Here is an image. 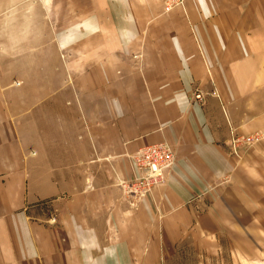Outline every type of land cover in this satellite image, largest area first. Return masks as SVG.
I'll return each instance as SVG.
<instances>
[{
  "label": "crops",
  "instance_id": "1",
  "mask_svg": "<svg viewBox=\"0 0 264 264\" xmlns=\"http://www.w3.org/2000/svg\"><path fill=\"white\" fill-rule=\"evenodd\" d=\"M60 2L0 42V264H225L264 239V141L229 145L264 128V0ZM159 142L166 181L126 193Z\"/></svg>",
  "mask_w": 264,
  "mask_h": 264
},
{
  "label": "built area",
  "instance_id": "2",
  "mask_svg": "<svg viewBox=\"0 0 264 264\" xmlns=\"http://www.w3.org/2000/svg\"><path fill=\"white\" fill-rule=\"evenodd\" d=\"M163 11L170 12L175 8H184L185 0H162ZM229 145L236 156L243 150L264 139V128L248 135L236 134L231 130ZM132 160L136 173L132 181L122 183L126 193L142 197L157 185L164 183L175 162V152L167 142L150 144L140 148Z\"/></svg>",
  "mask_w": 264,
  "mask_h": 264
},
{
  "label": "rangeland",
  "instance_id": "3",
  "mask_svg": "<svg viewBox=\"0 0 264 264\" xmlns=\"http://www.w3.org/2000/svg\"><path fill=\"white\" fill-rule=\"evenodd\" d=\"M46 1L51 6L52 0ZM54 1L56 2V0ZM62 2L63 0L60 2V7H67V2L61 4ZM36 10L37 0H0V42H16L20 38L24 39L23 42H36L37 31L34 22ZM20 26L23 27L22 30H20ZM42 34L44 39H53L54 37L50 29L44 30ZM259 143L257 142L251 147ZM232 241L235 243L234 247L222 250L219 262L225 264H264V239H252L250 249L244 245V240ZM204 262L208 261L205 260Z\"/></svg>",
  "mask_w": 264,
  "mask_h": 264
}]
</instances>
